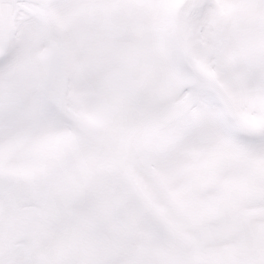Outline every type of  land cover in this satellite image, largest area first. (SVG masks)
I'll list each match as a JSON object with an SVG mask.
<instances>
[{"label":"snow or ice","instance_id":"obj_1","mask_svg":"<svg viewBox=\"0 0 264 264\" xmlns=\"http://www.w3.org/2000/svg\"><path fill=\"white\" fill-rule=\"evenodd\" d=\"M0 264H264V0H0Z\"/></svg>","mask_w":264,"mask_h":264}]
</instances>
